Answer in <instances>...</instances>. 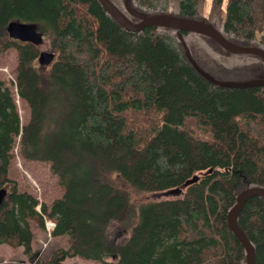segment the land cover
Instances as JSON below:
<instances>
[{
    "label": "trees",
    "instance_id": "trees-1",
    "mask_svg": "<svg viewBox=\"0 0 264 264\" xmlns=\"http://www.w3.org/2000/svg\"><path fill=\"white\" fill-rule=\"evenodd\" d=\"M133 21L125 0H112ZM148 15L212 23L229 40L264 48V0H132ZM11 22L50 34L55 58L18 40ZM47 25V26H46ZM49 26V27H48ZM165 26L132 31L100 0H0V56L17 50L16 86L0 78V245L34 256L32 223L67 235L46 264L79 256L102 264H246L228 226L237 195L264 187V58L235 54L210 36ZM40 63V62H39ZM43 65V64H41ZM44 67V66H42ZM19 138V141H18ZM19 143L29 160L51 163L64 193L51 204L20 191L9 176ZM12 189L7 190L6 186ZM182 190L139 206L132 192ZM40 206V209H38ZM117 223L122 242L109 233ZM238 224L264 264V197L247 200Z\"/></svg>",
    "mask_w": 264,
    "mask_h": 264
},
{
    "label": "rangeland",
    "instance_id": "rangeland-1",
    "mask_svg": "<svg viewBox=\"0 0 264 264\" xmlns=\"http://www.w3.org/2000/svg\"><path fill=\"white\" fill-rule=\"evenodd\" d=\"M213 0H205V10L209 11ZM228 0H224V6H226ZM47 26V25H46ZM36 31L42 36V40L38 43L41 51L53 52L51 50L50 34H48L41 26L34 25ZM49 27V26H48ZM17 50L15 47L8 49L0 56V78L11 88L17 98V105L19 109L20 118L23 124L27 123L30 119V110L26 102L22 101L16 92V67H17ZM37 64L47 69L50 64L41 65L39 61ZM44 66V67H42ZM19 141V138H18ZM15 157L13 158L9 166V176L15 180L18 184L20 191H26L34 194L40 202L51 204L54 198L61 196L64 193V186L60 184L57 176L51 173V163L39 160H29L23 157L19 151V143L17 142L14 148ZM7 190H11L12 186L9 184L6 186ZM152 193L132 192L131 200L139 206L150 201ZM32 230L34 232V239L32 242L33 252L40 251L43 247V242L48 239V235L44 229L39 228L36 224L32 223ZM110 237L115 242H122L128 237V232L122 229L117 223L110 226ZM69 245V237L67 235L54 236L50 240L49 245L43 254L37 258V255H29L25 253L23 247H10L5 244L2 245L0 250V261L7 257L8 260H15L13 263L8 264H46L50 259L53 252L59 247H67ZM8 248H11L12 252H8ZM33 257V258H32ZM68 259V260H67ZM67 263L64 264H102L97 261H85V259L75 256L68 257ZM20 261H24L20 263ZM6 264L7 261H4Z\"/></svg>",
    "mask_w": 264,
    "mask_h": 264
},
{
    "label": "water",
    "instance_id": "water-1",
    "mask_svg": "<svg viewBox=\"0 0 264 264\" xmlns=\"http://www.w3.org/2000/svg\"><path fill=\"white\" fill-rule=\"evenodd\" d=\"M107 12L114 17L122 26L132 31H140L148 26H165L172 27L179 30V37L182 38L181 31L197 32L210 36L219 42L224 48L235 54H253L264 58V48L257 46H244L239 45L227 37L217 29L212 23L204 20L175 16L169 14H154L148 15L140 12L134 8L132 0H125L127 10L134 16L138 17L139 21H133L129 18L118 6H116L112 0H100ZM8 31L14 37L21 40L29 39L35 43H39L42 36L35 31V27L26 25L23 23L11 22L8 24ZM55 54L53 52L42 51L39 56L41 64H49L54 59ZM197 70L208 79L225 87H246L248 85H260L264 84V81L254 82H230V81H218L204 72L195 61H192ZM182 190L170 189L160 192H154L151 194L152 199H162L181 195ZM254 196L264 197V187L256 186L247 188L240 192L237 197V202L228 213V226L236 233L240 241L246 247L247 250V264H256V252L255 247L248 239L240 225L238 224V216L243 209L248 199Z\"/></svg>",
    "mask_w": 264,
    "mask_h": 264
},
{
    "label": "crops",
    "instance_id": "crops-1",
    "mask_svg": "<svg viewBox=\"0 0 264 264\" xmlns=\"http://www.w3.org/2000/svg\"><path fill=\"white\" fill-rule=\"evenodd\" d=\"M1 248H2V245H0V250H1ZM8 252H12V250H11V248H8V250H7ZM68 260V259H67ZM67 260H65V263H67ZM4 261H7V263L6 264H8L9 262H14L15 260L13 259V260H8L7 259V257H4L1 261H0V264H5L4 263ZM85 261H91V260H85ZM24 262V261H23ZM22 261H20V263H23Z\"/></svg>",
    "mask_w": 264,
    "mask_h": 264
},
{
    "label": "built area",
    "instance_id": "built-area-1",
    "mask_svg": "<svg viewBox=\"0 0 264 264\" xmlns=\"http://www.w3.org/2000/svg\"><path fill=\"white\" fill-rule=\"evenodd\" d=\"M46 227L48 229V232L51 234L52 230L55 227V223L53 221L47 219L46 220ZM45 245H46V243H45Z\"/></svg>",
    "mask_w": 264,
    "mask_h": 264
},
{
    "label": "bare ground",
    "instance_id": "bare-ground-1",
    "mask_svg": "<svg viewBox=\"0 0 264 264\" xmlns=\"http://www.w3.org/2000/svg\"><path fill=\"white\" fill-rule=\"evenodd\" d=\"M257 47H259V46H257ZM196 64H197V63H196ZM251 187H256V186H251ZM251 187H248V188H251ZM244 190H245V189H244ZM244 190H243V191H244ZM239 194H240V193H239ZM239 194H238V195H239ZM238 195H237V197H238ZM237 197H236V202H237ZM232 208H233V207H232ZM232 208H231V209H232ZM231 209H230V210H231ZM230 210H229V211H230ZM228 213H229V212H228ZM227 222H228V216H227ZM237 237H238V236H237ZM239 240H240V239H239ZM241 243H242V242H241ZM242 245H243V243H242ZM243 247H244L245 252H246V260H247V250H246V247H245L244 245H243ZM246 264H247V262H246Z\"/></svg>",
    "mask_w": 264,
    "mask_h": 264
},
{
    "label": "flooded vegetation",
    "instance_id": "flooded-vegetation-1",
    "mask_svg": "<svg viewBox=\"0 0 264 264\" xmlns=\"http://www.w3.org/2000/svg\"><path fill=\"white\" fill-rule=\"evenodd\" d=\"M25 40H28V41H33V40H29V39H25ZM40 41H41V40H40ZM37 44H38V43H37ZM41 52H42V51H41ZM41 52H40V53H41Z\"/></svg>",
    "mask_w": 264,
    "mask_h": 264
}]
</instances>
